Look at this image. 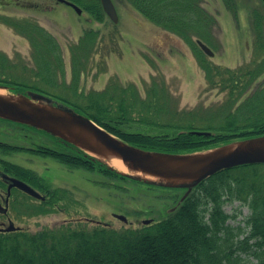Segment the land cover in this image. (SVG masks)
<instances>
[{
  "label": "rangeland",
  "instance_id": "rangeland-1",
  "mask_svg": "<svg viewBox=\"0 0 264 264\" xmlns=\"http://www.w3.org/2000/svg\"><path fill=\"white\" fill-rule=\"evenodd\" d=\"M86 1L88 4L92 0ZM72 2L81 8V13L59 0H0L1 80L37 89L38 93L69 106L71 101L81 102L92 94L100 96L110 86L127 87L131 95L136 89L143 100L150 97L148 90L156 85L159 105L164 102L168 106L161 114H173L171 117L184 114L186 120L198 116V126H205L209 121H219L222 108L229 103L230 91L220 82L226 76L220 78L213 71L209 77L200 56L210 68H220L221 72L253 68L264 59V20L258 18L261 11L264 14L261 0H238L237 8L233 9L225 0H200V6L212 16V23L205 33L208 38H200V32L196 31L189 34L190 41L151 21L129 0H113L117 22L104 9L99 19L85 4ZM91 33L93 39L89 42ZM199 40L214 54L203 50ZM194 42L197 47L192 45ZM262 84L264 72L232 107L236 108ZM115 121L121 131L143 134L177 131L145 122ZM194 130L191 129L196 133ZM55 137L41 129L0 119V159L6 164L16 163L17 167L30 169L42 181L40 188L47 192L67 190L71 199L54 200L51 210L42 214L29 216L19 215L17 211H0V224H8L11 219L16 226L35 232L89 219L94 220L92 223L108 222L118 227L123 221L115 213L138 224L146 218L161 219L178 207L184 190L112 176L93 165L88 169L68 163L65 160L68 156L84 158L58 141L60 137ZM241 139L244 138L237 137L230 142ZM40 147L47 151H40ZM2 170L0 167L3 176L6 172ZM3 179H0V190ZM224 208L229 213H238L236 219L230 220L234 225L250 213V208L239 200L227 202Z\"/></svg>",
  "mask_w": 264,
  "mask_h": 264
},
{
  "label": "trees",
  "instance_id": "trees-1",
  "mask_svg": "<svg viewBox=\"0 0 264 264\" xmlns=\"http://www.w3.org/2000/svg\"><path fill=\"white\" fill-rule=\"evenodd\" d=\"M71 1L85 4L89 11L102 19L101 0H92L88 4L86 0ZM129 1L151 21L188 41L189 34L196 31L200 32V38H208L205 33L210 29L212 16L200 6V0ZM225 3L236 8L232 0H225ZM192 45L197 47L195 42ZM199 59L210 78L213 71L220 78L226 76L220 82L230 91L229 103L222 108L219 121L198 126V116L186 120L184 114L176 117L161 114L168 106L162 101L159 105L156 85L148 90L150 97L143 100L136 94V89L132 88L131 95L127 87L110 86L100 96L92 94L84 100L80 97L81 102L71 101V105L108 131L146 149L193 152L237 137L264 135V84L254 89L236 108L232 107L264 72V59L253 68L226 69L224 74L220 68H210L202 55ZM73 95L78 96L76 92ZM115 120L119 123L145 122L177 131L169 134L121 131ZM191 129L205 133H194ZM58 141L75 149L84 158L68 156L65 158L68 163L74 162L88 169L93 165L112 176L129 178L72 143ZM1 165L8 166L12 173L25 176L29 173L11 163L2 162ZM51 190L45 203L38 205L35 211L17 214H42L48 211L41 208L47 204L52 206L54 200H71L67 190ZM235 200L250 208V213L236 225L230 220L236 219L238 213H229L224 208L227 202ZM92 221H69L35 232L24 228L0 232V264H264V163L244 164L208 177L174 211L161 219H153L149 224L123 223L116 227L111 223Z\"/></svg>",
  "mask_w": 264,
  "mask_h": 264
},
{
  "label": "water",
  "instance_id": "water-1",
  "mask_svg": "<svg viewBox=\"0 0 264 264\" xmlns=\"http://www.w3.org/2000/svg\"><path fill=\"white\" fill-rule=\"evenodd\" d=\"M59 1L73 6L79 13L82 11L72 1ZM101 2L105 12L117 22L118 13L113 0ZM198 43L209 55L214 54L203 41L199 40ZM0 118L27 124L60 137L135 180L151 185L186 189L181 201L197 185L224 169L264 163V135L187 153L149 150L127 142L64 102L35 91L12 93L2 84ZM117 162L121 165H117ZM3 176L9 180L10 188L18 186L30 194L39 196V193L26 182L6 174ZM115 216L128 221L127 216L123 214ZM150 221L146 219L144 223ZM17 228L14 222L10 221L8 225L0 226V231H14Z\"/></svg>",
  "mask_w": 264,
  "mask_h": 264
},
{
  "label": "flooded vegetation",
  "instance_id": "flooded-vegetation-1",
  "mask_svg": "<svg viewBox=\"0 0 264 264\" xmlns=\"http://www.w3.org/2000/svg\"><path fill=\"white\" fill-rule=\"evenodd\" d=\"M261 2L264 3V0H261ZM232 3L233 4L235 3L236 8H237L238 0H232ZM256 9L258 10L259 8H256ZM257 10H255V11H257ZM259 11H261V9H259ZM261 12H260V16L258 18H260L261 20H264V14ZM43 49L46 50V48H43ZM43 49H41V53H45V51ZM0 84L8 86L9 91L13 92V93H18V92L28 93L29 91L38 92L37 89L35 90V89H30L28 87L26 88L22 84L21 85L15 84V83L9 84L8 82L6 83V82H4V80H1V79H0ZM40 91H42V90H40ZM47 134H49V133H47ZM49 135H51V134H49ZM40 148H42V147H40ZM40 151L46 152L47 150L45 148H42ZM2 162H4V160L0 159V167L3 169L2 171L6 172V174H8L9 176L23 180L27 184H29L30 186H33L35 189H38L40 191V196H35L33 194H30L29 192L23 190L22 188H20L18 186H12L10 188L9 180L6 178L4 180L3 179L4 177L1 174L0 179L1 180L3 179V184H1L3 187L0 190V211H5V209H3L4 208L3 206H8L7 212H9V211H17V212L18 211H35L36 207L38 205H42L45 203V201L47 200V198L49 196V193H48L49 191L47 192L46 190H43V188L39 187L42 184V181L38 180L39 177L37 178V175L34 172H31L30 169L23 167L21 165H20L21 168L29 171V173L26 175L27 177L25 175L20 174V173H12L10 171H5V170H8V168L2 166L1 165ZM11 164H13V163H11ZM14 165H16V163ZM30 174H32V175L30 176ZM41 209H43V210H49L50 209L51 210V206L47 204V205L43 206V208H41ZM2 223L3 222H1V224Z\"/></svg>",
  "mask_w": 264,
  "mask_h": 264
},
{
  "label": "bare ground",
  "instance_id": "bare-ground-1",
  "mask_svg": "<svg viewBox=\"0 0 264 264\" xmlns=\"http://www.w3.org/2000/svg\"><path fill=\"white\" fill-rule=\"evenodd\" d=\"M117 165H119V166H120V165H121V163H120V162H117Z\"/></svg>",
  "mask_w": 264,
  "mask_h": 264
}]
</instances>
